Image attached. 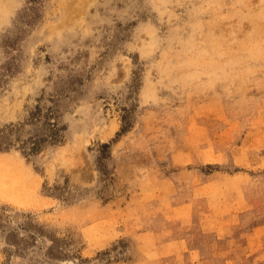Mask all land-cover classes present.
I'll return each mask as SVG.
<instances>
[{
	"label": "rangeland",
	"instance_id": "1",
	"mask_svg": "<svg viewBox=\"0 0 264 264\" xmlns=\"http://www.w3.org/2000/svg\"><path fill=\"white\" fill-rule=\"evenodd\" d=\"M0 264H264V0H0Z\"/></svg>",
	"mask_w": 264,
	"mask_h": 264
}]
</instances>
